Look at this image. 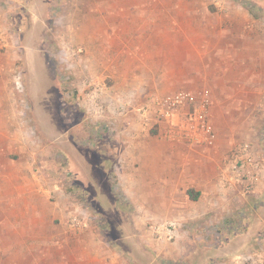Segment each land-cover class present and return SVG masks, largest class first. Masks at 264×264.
Returning a JSON list of instances; mask_svg holds the SVG:
<instances>
[{"label":"rangeland","instance_id":"374dc122","mask_svg":"<svg viewBox=\"0 0 264 264\" xmlns=\"http://www.w3.org/2000/svg\"><path fill=\"white\" fill-rule=\"evenodd\" d=\"M2 6L0 186L33 182L37 200L62 212L52 229L43 224L54 235L44 250L54 256L40 264H62V250L78 248L101 251V264H207L205 252L188 257L196 248L183 226L178 249L153 242L137 195L125 189L143 163L131 160L169 143L155 114L146 123L141 111L208 89L224 155L250 143L264 156V0ZM75 213L84 217L81 232L69 227Z\"/></svg>","mask_w":264,"mask_h":264},{"label":"crops","instance_id":"0c3cea01","mask_svg":"<svg viewBox=\"0 0 264 264\" xmlns=\"http://www.w3.org/2000/svg\"><path fill=\"white\" fill-rule=\"evenodd\" d=\"M6 1L11 0H0V16ZM211 123L217 134L213 147L169 140L161 151L131 160L143 163L125 189L137 195L142 223H179L178 238L172 243L175 248L179 246L182 226L191 231L196 248L188 256L191 260L205 252L210 257L207 264H217L218 258L226 255L232 260L225 264H231L238 256L256 253L252 251L264 245V180L250 194L242 191L239 181H234V186L225 183V160L233 148L224 155L221 131L212 116ZM253 149L264 163V156L256 152V147ZM0 188V264H40L38 258L54 256L53 251L44 250V246L54 244V235L43 224L50 223L52 229L60 210L37 200L38 188L33 182L18 185L16 190ZM59 213L58 218L62 216ZM93 253L101 251L68 249L58 256L62 264H101L102 257ZM70 256L76 259L70 260Z\"/></svg>","mask_w":264,"mask_h":264},{"label":"built area","instance_id":"2783aa9c","mask_svg":"<svg viewBox=\"0 0 264 264\" xmlns=\"http://www.w3.org/2000/svg\"><path fill=\"white\" fill-rule=\"evenodd\" d=\"M212 104V94L208 89L196 94L182 91L156 100L155 107L143 108L141 115L147 123L154 113L156 124L163 127L164 135L170 141L213 147L217 134L211 123ZM96 108L100 109L99 106ZM225 172V183L228 186H234V181H239L242 191L250 194L264 180V163L250 143L239 144L233 147L225 160ZM69 227L75 232L83 231L84 217L78 213L72 214ZM149 230L154 241L170 243L178 238L179 223L165 221L150 224ZM231 264H264V254L240 255Z\"/></svg>","mask_w":264,"mask_h":264},{"label":"trees","instance_id":"16d2710c","mask_svg":"<svg viewBox=\"0 0 264 264\" xmlns=\"http://www.w3.org/2000/svg\"><path fill=\"white\" fill-rule=\"evenodd\" d=\"M264 249H262V251H263Z\"/></svg>","mask_w":264,"mask_h":264}]
</instances>
